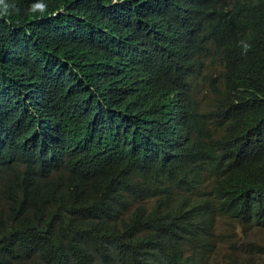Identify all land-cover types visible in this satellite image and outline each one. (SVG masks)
Here are the masks:
<instances>
[{
    "label": "trees",
    "instance_id": "trees-1",
    "mask_svg": "<svg viewBox=\"0 0 264 264\" xmlns=\"http://www.w3.org/2000/svg\"><path fill=\"white\" fill-rule=\"evenodd\" d=\"M5 2L0 264H234L220 219L264 226V0Z\"/></svg>",
    "mask_w": 264,
    "mask_h": 264
},
{
    "label": "rangeland",
    "instance_id": "rangeland-1",
    "mask_svg": "<svg viewBox=\"0 0 264 264\" xmlns=\"http://www.w3.org/2000/svg\"><path fill=\"white\" fill-rule=\"evenodd\" d=\"M0 204L5 205L1 196ZM213 258L228 259L234 264H264V228L221 218Z\"/></svg>",
    "mask_w": 264,
    "mask_h": 264
},
{
    "label": "clouds",
    "instance_id": "clouds-1",
    "mask_svg": "<svg viewBox=\"0 0 264 264\" xmlns=\"http://www.w3.org/2000/svg\"><path fill=\"white\" fill-rule=\"evenodd\" d=\"M8 9H9V5L5 2V0H0V16H7L8 13ZM244 54H246V52L249 50L250 45L248 44H244ZM243 226H250V225H243ZM255 226V225H254ZM255 227H262L264 228V226H255ZM217 232H218V227L216 228V236H217Z\"/></svg>",
    "mask_w": 264,
    "mask_h": 264
}]
</instances>
